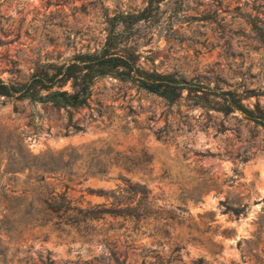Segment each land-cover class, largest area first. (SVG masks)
Returning <instances> with one entry per match:
<instances>
[{"label":"rangeland","instance_id":"1","mask_svg":"<svg viewBox=\"0 0 264 264\" xmlns=\"http://www.w3.org/2000/svg\"><path fill=\"white\" fill-rule=\"evenodd\" d=\"M145 2L0 0V78L98 47L107 16ZM153 13L134 34L138 63L214 88L209 104L233 89L252 114L111 75L77 107L0 94V264H264V0ZM51 193L82 210H52ZM91 207L107 211L87 219Z\"/></svg>","mask_w":264,"mask_h":264},{"label":"trees","instance_id":"2","mask_svg":"<svg viewBox=\"0 0 264 264\" xmlns=\"http://www.w3.org/2000/svg\"><path fill=\"white\" fill-rule=\"evenodd\" d=\"M162 0H146L145 5L136 11L116 12L106 18V30L102 42L91 50H78L69 57L61 60H44L35 62L32 70L24 80H3L0 78V94L4 96L25 97L29 100L49 102L58 107H77L86 102L90 93V85L98 76L111 75L120 79H128L137 87L162 96L166 100H175L181 96L183 90L193 95V102L205 103L207 94H213L214 88H208L199 81L187 80L184 76L173 73H164L155 69H146L138 63L136 52V38L138 22L154 18V11ZM68 82L69 89L62 88ZM223 94L217 104L208 106L221 110L239 108L250 115L252 110L241 103L242 94L233 89L219 90ZM215 105V106H214ZM217 105V106H216ZM256 118L264 127V113L257 109ZM123 182L133 192H143V183L124 178ZM120 188V187H119ZM114 209L119 210L120 203L124 202L114 192ZM47 204L54 211L61 210L81 211L82 209L71 204V199L63 193L48 194ZM125 206H128L126 203ZM87 219L100 217L107 208L91 207L84 209ZM234 212H237L233 208ZM52 259L45 255L43 264H50Z\"/></svg>","mask_w":264,"mask_h":264}]
</instances>
